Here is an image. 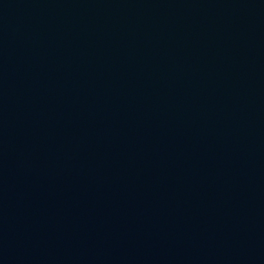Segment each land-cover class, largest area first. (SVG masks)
I'll use <instances>...</instances> for the list:
<instances>
[{
  "label": "water",
  "instance_id": "water-1",
  "mask_svg": "<svg viewBox=\"0 0 264 264\" xmlns=\"http://www.w3.org/2000/svg\"><path fill=\"white\" fill-rule=\"evenodd\" d=\"M0 264H264V0H0Z\"/></svg>",
  "mask_w": 264,
  "mask_h": 264
}]
</instances>
